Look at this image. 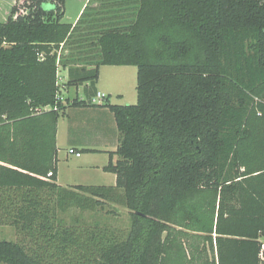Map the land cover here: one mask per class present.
Here are the masks:
<instances>
[{"label":"trees","instance_id":"obj_1","mask_svg":"<svg viewBox=\"0 0 264 264\" xmlns=\"http://www.w3.org/2000/svg\"><path fill=\"white\" fill-rule=\"evenodd\" d=\"M90 2L76 23L65 0L17 2L0 22V225L19 236L0 240V263L259 264L264 0H104L96 64L68 68L90 95L63 103L58 69L86 43L74 39ZM101 65L138 68L137 102L102 104L120 130L104 167L117 184L63 187L59 117L92 104ZM106 202L130 210L128 230L59 217Z\"/></svg>","mask_w":264,"mask_h":264},{"label":"crops","instance_id":"obj_2","mask_svg":"<svg viewBox=\"0 0 264 264\" xmlns=\"http://www.w3.org/2000/svg\"><path fill=\"white\" fill-rule=\"evenodd\" d=\"M18 1L0 0V12L9 16L11 8ZM88 1L80 0L82 4L72 23L79 20ZM65 13L66 8L64 7V15ZM88 68L91 69L93 66H88ZM61 70L62 76H60ZM61 70L59 68L57 74L59 84L60 78L65 82L69 79L68 67H63ZM137 74L138 68L134 65H101L96 89L97 94L102 93L106 97L102 100L97 95L92 96L91 105L82 107L68 105L61 112L57 129V184L63 187L75 185L115 186L117 184V175L105 171L104 167L111 159L113 161L119 159L115 152L120 143V130L114 112L102 104L106 102L117 104L113 96L117 97L116 100H122L127 92L126 87L129 86L131 80L137 79ZM81 85L84 86L86 95H90V91L86 89L88 82ZM133 100H129L130 104L137 102ZM71 149L80 152L81 155L78 156L75 152L71 153Z\"/></svg>","mask_w":264,"mask_h":264},{"label":"rangeland","instance_id":"obj_3","mask_svg":"<svg viewBox=\"0 0 264 264\" xmlns=\"http://www.w3.org/2000/svg\"><path fill=\"white\" fill-rule=\"evenodd\" d=\"M25 1H30V0L18 1L19 4L18 6L20 8V11L25 10V8L22 6ZM88 2H90V0ZM65 3H66L65 4L66 13L63 16L62 20L64 22L72 23L76 17V14L79 11L82 2H80V0H66ZM104 4H105L104 0H91L87 11V17L83 21L84 25H81L79 28L80 29L79 32H81V29L84 30L85 32L83 35L81 33H78L77 35H75L77 37H75L74 39L76 40V42H86V43L80 44L79 47H77V45H74V48H71L72 50H76L75 52L73 51L74 58H72L71 61H67L65 66L60 65L59 67L60 70L63 67L69 68V67L79 66L78 64H80V66H88V65L96 64L95 62H93V59L97 58L99 48L97 46H94L93 45L94 43H91V40L95 38L94 34L96 28L102 24L99 22V20H104L105 14L107 12L105 9L102 8ZM45 7L47 9H51L54 8V5L52 3H48L45 5ZM7 18L8 16H6L4 12H0V22L6 21ZM63 47L64 46H61V48L59 49V53H64L68 55L69 49ZM61 72L62 70L60 71V76H62ZM130 83L129 86L126 87L127 92H125L126 95L122 98V100H116L117 97L113 96V98H115V103L130 104L129 100L134 99L133 101L135 102L137 101V90H136L137 79L134 81L131 80ZM89 84L90 83L88 82V85ZM59 86H60V91L58 95L60 98H62V100L60 101H62L63 103H65L67 99L72 100L78 96L80 98H87L85 88L82 85L80 86L70 85L60 78ZM59 217L64 223L67 224H74L76 222H85L92 225H99L104 227L107 226L121 230H128L132 220L130 215V210L127 207L113 202H106L103 208H98L96 210H82L78 207H71L70 209L64 212H60ZM18 239L19 236L16 232L15 227L11 225H0V240L16 241Z\"/></svg>","mask_w":264,"mask_h":264},{"label":"built area","instance_id":"obj_4","mask_svg":"<svg viewBox=\"0 0 264 264\" xmlns=\"http://www.w3.org/2000/svg\"><path fill=\"white\" fill-rule=\"evenodd\" d=\"M21 12H24V10H22ZM97 97L99 99H102L103 100L106 96L104 94H102V93H98L97 94ZM58 99L59 100H62V98H60L59 95H58ZM54 108L57 109L58 108V105L54 106ZM46 109H50V107H47ZM70 152L71 153H74L75 151L71 149ZM75 153L78 156L81 155L80 152H75ZM52 174H53V172L50 171L49 174H48V176H51ZM259 241L261 242V249H260V252H259V264H264V236L260 237L259 238Z\"/></svg>","mask_w":264,"mask_h":264}]
</instances>
